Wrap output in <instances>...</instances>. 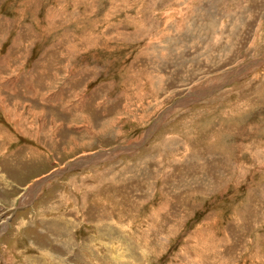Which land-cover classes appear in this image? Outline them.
<instances>
[{
    "label": "rangeland",
    "instance_id": "obj_1",
    "mask_svg": "<svg viewBox=\"0 0 264 264\" xmlns=\"http://www.w3.org/2000/svg\"><path fill=\"white\" fill-rule=\"evenodd\" d=\"M0 264H264V0H0Z\"/></svg>",
    "mask_w": 264,
    "mask_h": 264
},
{
    "label": "water",
    "instance_id": "obj_2",
    "mask_svg": "<svg viewBox=\"0 0 264 264\" xmlns=\"http://www.w3.org/2000/svg\"><path fill=\"white\" fill-rule=\"evenodd\" d=\"M260 60H261V59H260ZM69 170H71V165H69L68 167H66V169L64 170V172H67V171H69ZM54 174H56V173H54ZM51 177H53V175L50 176L49 178H51ZM45 181H46V180H41L40 182L43 183V182H45ZM40 182H39V183H40ZM41 183H40V184H41Z\"/></svg>",
    "mask_w": 264,
    "mask_h": 264
}]
</instances>
